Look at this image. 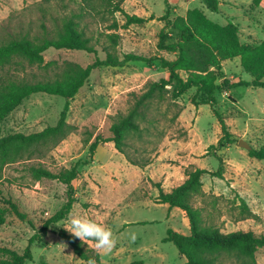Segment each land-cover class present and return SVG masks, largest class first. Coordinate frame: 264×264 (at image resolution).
Segmentation results:
<instances>
[{
    "label": "rangeland",
    "instance_id": "1",
    "mask_svg": "<svg viewBox=\"0 0 264 264\" xmlns=\"http://www.w3.org/2000/svg\"><path fill=\"white\" fill-rule=\"evenodd\" d=\"M218 12L209 11L203 0H170L169 18L185 16L188 10L198 9L212 22L225 26L237 25L239 40L243 44L257 45L264 42V0H219ZM65 8H63V6ZM81 0H0V35L26 33L40 35L42 25L54 34L65 16L78 13ZM122 8L129 15L146 19L140 25L122 29L124 17L104 12L83 18L82 26L93 38L97 55L83 51L49 49L44 53L46 62L56 61L57 67L43 71L27 69L28 79L54 78L65 62L82 67L96 58L105 59L106 35L118 34L116 55H137L154 59L152 65L142 61L129 62L123 67H99L92 71L88 82L78 94L68 101L59 96L33 94L12 112L0 125V138L9 134H30L53 126L68 103L67 123L76 130L54 150L33 164L57 172L71 169L77 163L80 177L72 182L76 203L67 220L52 225L40 243L30 245L32 260L26 264H87L80 260L71 247L58 236L66 230L70 217L81 216L110 229L116 245L111 253L98 249L95 242L83 240L99 253L100 264H185L172 243H165L168 230L190 235L185 212L180 211L167 219L168 212L157 203L158 185L172 190L182 184L185 170L200 168L208 173L202 176L205 198H197L196 206L208 203L222 232L252 231L264 234V160L252 159L248 151L238 145L246 142L251 149L264 148V89L236 87L228 92H215L216 110L223 118L232 136V143L214 155L207 153L222 137L221 124L209 105L191 104L195 89L172 101L167 95L163 102H152L147 119L141 121V137L132 136L126 155L118 153L112 142L98 144L93 154L90 144L99 136L111 137L112 119L126 114L134 104L132 94H141L149 81L168 78L155 59L173 60L174 54L161 50V35L165 45L176 43L175 32L165 27L164 0H124ZM119 28L110 30L113 22ZM21 73V72H20ZM221 78L232 83L250 82L251 77L240 65V59L221 63ZM203 95L196 97L197 101ZM207 153V154H206ZM127 157L143 168L132 166ZM223 162V178L215 173ZM24 165H10L2 173L0 209L5 223L0 226V247L22 253L29 239L43 223L57 212L66 201V188L55 180L34 182ZM152 177V178H151ZM165 192V191H164ZM239 197L244 199L254 214L253 218L236 221ZM216 199V200H215ZM6 201L16 207L13 210ZM18 214L23 215V218ZM67 231V230H66ZM134 237V239H133ZM256 264H264V248L256 253Z\"/></svg>",
    "mask_w": 264,
    "mask_h": 264
},
{
    "label": "trees",
    "instance_id": "2",
    "mask_svg": "<svg viewBox=\"0 0 264 264\" xmlns=\"http://www.w3.org/2000/svg\"><path fill=\"white\" fill-rule=\"evenodd\" d=\"M78 13L65 16L61 24L56 27L54 34H50L42 25L40 35L26 33H6L0 35V125L12 112L33 94H47L59 96L66 101L73 99L80 89L86 85L93 70L99 67H123L129 62L142 61L152 65L154 59L137 55H125L122 59L116 55L119 35L107 34L109 44L104 45L105 59L96 56L95 61L85 67L72 62H65L59 73L54 78L28 79L27 69H40L43 71L57 67L56 61L46 62L44 53L49 49L83 51L97 55L93 38L86 34L82 26L83 18L94 13L99 15L109 12L112 15L121 14L125 22L122 29L131 25H140L146 19L136 15L127 14L122 8L124 0H81ZM165 27L171 29L177 35V42L165 45L166 36L161 35L159 48L174 54L173 60L159 57L162 69L168 73V78L158 81H149L142 93L132 94L134 104L126 114H119L112 119L110 126L111 137L101 139L99 136L90 144L89 152L94 153L98 144L112 142L118 153L126 155V149L130 146L129 139L132 136L141 137V121L147 119V112L152 102H163L169 95L172 101L181 98L187 91L195 89V95L191 98V104L198 107L209 105L221 124L222 137L216 146L208 148L207 153H213L227 147L232 143V136L228 131L223 118L216 110L215 92H228L236 87L246 86L264 89V42L257 45L243 44L239 40L237 25L229 23L225 26L210 21L205 14L198 10H188L185 16L169 18L170 0H164ZM205 7L211 12H218L219 0H203ZM65 8L64 5H62ZM119 28L114 21L110 30ZM240 59L242 70L251 77L250 82L239 81L232 83L221 78V63L227 60ZM21 72V73H20ZM203 95L201 101L196 97ZM68 103L66 102L59 120L53 126H48L40 132L23 134L14 133L0 138V180L5 167L10 165H24L26 172L34 180H55L66 188V201L61 208L46 220L40 229L29 239L28 247L19 253L6 247H0V264H26L32 260L30 245L40 243L49 232L52 225L67 220L74 204L76 203V191L74 181L80 177L77 163L71 169L62 168L53 172L45 168L42 163L33 164V160H41L50 150H54L63 140L76 130V127L67 123L66 114ZM206 153V154H207ZM248 155L252 159L264 160V148L251 149ZM220 159V158H219ZM132 166L143 168L149 162L136 163L127 157ZM223 162L220 159V167L212 176L223 178ZM208 172L195 168L185 170V181L170 192L158 185L157 203L168 204L169 208H178L185 212L189 221L190 235H183L173 230H168L165 243H172L179 254L186 259L185 264H256V253L264 248V234L256 235L252 231H237L231 233L222 232L209 210L211 206L205 201L201 206H196L197 198H205L203 192L202 176ZM216 200V199H215ZM0 202L2 197V182H0ZM13 210L15 205L6 201ZM239 213L236 221L253 218L254 214L246 201L239 197ZM23 218V215L18 214ZM5 223V216L0 209V226ZM59 238L64 240L73 250V253L82 261H95L100 264L98 252L88 247L83 240L72 236L68 231L61 229ZM90 241V240H89ZM95 242V241H93ZM46 264V263H42ZM129 264H143L141 261Z\"/></svg>",
    "mask_w": 264,
    "mask_h": 264
},
{
    "label": "clouds",
    "instance_id": "3",
    "mask_svg": "<svg viewBox=\"0 0 264 264\" xmlns=\"http://www.w3.org/2000/svg\"><path fill=\"white\" fill-rule=\"evenodd\" d=\"M66 230L79 240L95 241L96 247L105 253H111L116 245L110 229L81 216L70 217ZM87 264H95V261L89 260Z\"/></svg>",
    "mask_w": 264,
    "mask_h": 264
},
{
    "label": "crops",
    "instance_id": "4",
    "mask_svg": "<svg viewBox=\"0 0 264 264\" xmlns=\"http://www.w3.org/2000/svg\"><path fill=\"white\" fill-rule=\"evenodd\" d=\"M146 168V167H145ZM200 169V168H199ZM204 170V169H203ZM152 178V177H151ZM177 186H179V185H177ZM175 188V187H174ZM165 192H170L171 190H164ZM157 197V196H156ZM159 204V203H158ZM161 206L163 207V208H165L166 210H167V212H168V217H167V219H169V218H173V216L174 215H176L177 213H179L180 211H182V210H180V209H178V208H169V206H168V204H161ZM183 213H184V211H182ZM180 215H181V213H179ZM181 216H183V215H181ZM184 218H185V216H183ZM189 222V221H188ZM187 227L189 228V223H187Z\"/></svg>",
    "mask_w": 264,
    "mask_h": 264
},
{
    "label": "water",
    "instance_id": "5",
    "mask_svg": "<svg viewBox=\"0 0 264 264\" xmlns=\"http://www.w3.org/2000/svg\"><path fill=\"white\" fill-rule=\"evenodd\" d=\"M238 145L244 149H246L247 151L251 150V147L244 141H239Z\"/></svg>",
    "mask_w": 264,
    "mask_h": 264
}]
</instances>
